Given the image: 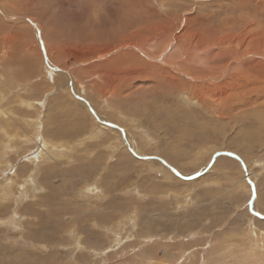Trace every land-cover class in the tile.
Returning <instances> with one entry per match:
<instances>
[{
	"label": "rangeland",
	"instance_id": "1",
	"mask_svg": "<svg viewBox=\"0 0 264 264\" xmlns=\"http://www.w3.org/2000/svg\"><path fill=\"white\" fill-rule=\"evenodd\" d=\"M253 208L264 0H0V264H264Z\"/></svg>",
	"mask_w": 264,
	"mask_h": 264
},
{
	"label": "bare ground",
	"instance_id": "2",
	"mask_svg": "<svg viewBox=\"0 0 264 264\" xmlns=\"http://www.w3.org/2000/svg\"><path fill=\"white\" fill-rule=\"evenodd\" d=\"M4 16H6V15H4ZM38 28V27H37ZM161 41H164V39H161ZM166 42V41H165ZM167 45V44H166ZM157 47V46H156ZM165 47V46H164ZM164 47H163V49H164ZM162 49V48H161ZM160 49V50H161ZM183 52V51H182ZM184 53H187V54H189L188 53V51H185ZM179 54H181V52L179 53ZM171 55V54H170ZM175 55H177V54H174V56ZM192 56V55H191ZM176 57V56H175ZM161 59L160 60H156V62L157 61H159V62H161L162 63V65L161 66H153V68H155V71H156V73H157V75H156V78L158 79V80H162L163 82H162V84H165V85H167L168 87H170V86H174V85H176V86H178V88L179 87H185V85H183V83L181 82V81H179V82H177L176 81V79H177V76L180 74V73H184V74H186L184 71H183V69L181 68V65L180 64H178V63H176L175 61H174V59H164L163 58V56H161L160 57ZM162 58H163V60H162ZM151 60H154V59H152L151 58ZM187 60V59H186ZM251 60V59H250ZM155 61V60H154ZM203 64H204V66H201V70H200V72L202 73V74H207L208 72H210V73H213V71L217 68V66H215V65H213L212 63H209V62H203ZM185 68H187V67H185ZM87 73H90V72H87ZM102 74V73H101ZM96 75H97V73H96ZM104 75V74H103ZM187 75V74H186ZM102 76V75H101ZM98 77V76H97ZM102 77H104V76H102ZM106 77V76H105ZM104 77V78H105ZM95 79V78H94ZM214 80V79H213ZM215 81V80H214ZM156 82V81H155ZM174 84V85H173ZM174 88V87H173ZM179 90V89H178ZM254 209V208H253Z\"/></svg>",
	"mask_w": 264,
	"mask_h": 264
},
{
	"label": "water",
	"instance_id": "3",
	"mask_svg": "<svg viewBox=\"0 0 264 264\" xmlns=\"http://www.w3.org/2000/svg\"><path fill=\"white\" fill-rule=\"evenodd\" d=\"M50 70H53L54 71V69L53 68H50ZM223 155H227V156H229V157H231V158H237V159H239L240 161H241V158L238 156V155H236V154H230V153H222ZM151 158V157H150ZM165 162V161H164ZM166 165H168L167 163H166ZM168 167L170 168V169H172L171 168V166H169L168 165ZM173 171H174V173H177L174 169H172ZM205 172H202V173H199V175H195V176H192V177H189V178H187V177H185V176H183V175H180L179 173H177V175L179 176V177H181V178H185V179H188V180H193V179H196V178H199L201 175H203ZM253 213L254 214H256L257 216H259L260 218H263L264 219V216H261V215H259L256 211H254V209H253Z\"/></svg>",
	"mask_w": 264,
	"mask_h": 264
}]
</instances>
